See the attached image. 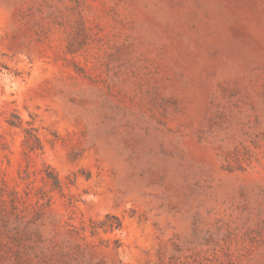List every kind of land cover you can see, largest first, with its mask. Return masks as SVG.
<instances>
[{
    "label": "rangeland",
    "instance_id": "1",
    "mask_svg": "<svg viewBox=\"0 0 264 264\" xmlns=\"http://www.w3.org/2000/svg\"><path fill=\"white\" fill-rule=\"evenodd\" d=\"M0 264H264V0H0Z\"/></svg>",
    "mask_w": 264,
    "mask_h": 264
},
{
    "label": "trees",
    "instance_id": "2",
    "mask_svg": "<svg viewBox=\"0 0 264 264\" xmlns=\"http://www.w3.org/2000/svg\"><path fill=\"white\" fill-rule=\"evenodd\" d=\"M11 123L14 124V125H18V124H20V123H16V122H14V121H11ZM119 226H120V224H119Z\"/></svg>",
    "mask_w": 264,
    "mask_h": 264
}]
</instances>
